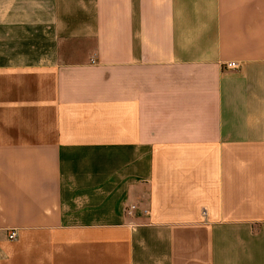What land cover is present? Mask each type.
<instances>
[{
    "label": "crops",
    "instance_id": "crops-1",
    "mask_svg": "<svg viewBox=\"0 0 264 264\" xmlns=\"http://www.w3.org/2000/svg\"><path fill=\"white\" fill-rule=\"evenodd\" d=\"M0 264H264V0H0Z\"/></svg>",
    "mask_w": 264,
    "mask_h": 264
},
{
    "label": "built area",
    "instance_id": "built-area-1",
    "mask_svg": "<svg viewBox=\"0 0 264 264\" xmlns=\"http://www.w3.org/2000/svg\"><path fill=\"white\" fill-rule=\"evenodd\" d=\"M236 66H237V63L235 61H229L226 63L227 68H235ZM14 236H15V232H11L9 234V238H13Z\"/></svg>",
    "mask_w": 264,
    "mask_h": 264
},
{
    "label": "rangeland",
    "instance_id": "rangeland-1",
    "mask_svg": "<svg viewBox=\"0 0 264 264\" xmlns=\"http://www.w3.org/2000/svg\"><path fill=\"white\" fill-rule=\"evenodd\" d=\"M11 232H15V231H14V230H12ZM11 232H10V233H11ZM10 233H9V234H10ZM15 234H16V232H15ZM10 239H11V238H10Z\"/></svg>",
    "mask_w": 264,
    "mask_h": 264
}]
</instances>
